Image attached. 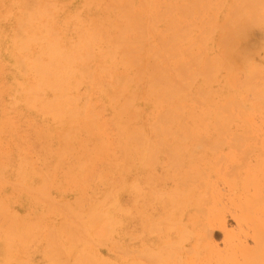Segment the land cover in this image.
Instances as JSON below:
<instances>
[{
    "label": "rangeland",
    "instance_id": "1",
    "mask_svg": "<svg viewBox=\"0 0 264 264\" xmlns=\"http://www.w3.org/2000/svg\"><path fill=\"white\" fill-rule=\"evenodd\" d=\"M237 1L198 0V4L193 7V14L187 18L189 25L185 22V25L191 29V38L198 43L193 50L194 56L199 55L200 57L203 53L202 57L219 58L220 31L217 28L233 13V7ZM240 1L244 4V0ZM256 1L258 0H255V4ZM178 3L183 6L187 0H178ZM219 3H221V7ZM59 4L61 7L56 8L54 23L56 29L59 30L62 42L68 44L76 39L73 29L75 13L80 12L81 18L85 19L93 12L90 10L95 7H90L86 0H59ZM258 7L264 13V8H261L260 5ZM254 10L256 11V9ZM66 17L71 18L69 24L64 21ZM262 18L264 20V14ZM165 22L156 24V29L163 30ZM14 24V17L0 23L3 28V39L0 40V172L2 173L0 207L8 211L9 215H17L16 217L25 220L26 223L35 225L39 234H37L38 242L30 243L22 250L20 261L27 264H49V260L44 254L47 249L44 238L51 226H60L65 216L63 212L66 214V222H68V212L63 208L62 203L64 205L67 202L68 211L73 209L74 213H80L83 210L87 212L95 205L96 200L103 197L109 182L114 184L116 181H124L130 183L129 186L134 183L140 184L142 188V194L139 195L140 203L139 205L134 204L135 194L130 190L132 187H128L126 192L122 190L121 192H125L121 193L122 195L119 193L117 204L119 208L116 211L120 220L112 234L94 244L93 254L97 257L92 258L95 260L91 261V264L99 263L100 260L108 264H134V262L151 264L150 261L154 259L159 264H233L234 261L243 264L240 252L233 250L240 249L238 247L240 244L246 248L254 249L255 242L249 228L239 226L238 218L243 215V210L249 207L253 210V219H257L260 217L258 215L262 206H264V22H259L257 28L252 25L251 29H246L245 32H248L240 45L243 47L239 48L240 53L237 52L239 58L243 56V59H239L240 62L236 61L235 68L239 71L234 79L228 80L227 69L223 64H218L213 82L204 86V78H194L192 79L194 82H186L187 87L181 93L184 100L182 106L183 124L187 127L205 128L202 135L208 140V143L211 142V145L217 143L215 151L209 150L206 146L207 143L203 148L200 145L197 146L198 143L194 140L192 144L186 145L189 152L193 154H188L192 158L188 157L183 166L169 168L164 155H159L157 164L149 172L141 171V169L128 170L130 144L124 130L126 128L136 129L141 126L150 129L158 112L162 109L161 106L152 97L140 96L139 98L138 96L133 103L134 115L119 118L110 100L105 95L103 96L96 86L97 83L90 78L82 80V86L78 85L72 95L80 100L78 101L79 107L84 105L89 107V114L94 126L90 130L80 131L76 136L74 150L66 153L60 162L56 160L55 153L58 145L53 136L54 123L50 117L41 114L40 109L36 107L33 109L26 105V100H24L23 92L27 88L25 86L27 76L32 75L33 81L37 79L33 73L25 76V71H22L18 66L13 55ZM213 27L212 32L214 33L211 32V35L206 34L207 31L205 33L204 30L209 29L210 31ZM151 39L157 40L155 37ZM200 39L204 41L200 43ZM105 49V44L102 42L96 46L98 54L103 53ZM240 49L244 52H241ZM237 53L236 57H238ZM112 66L115 73L119 74L123 71L117 60L113 62ZM195 68L202 70L204 62L198 63V68L194 65L193 70H196ZM200 88L206 91L205 98L199 96ZM41 94L46 98L53 95L48 89L42 90L40 97ZM233 97L236 99L235 101L232 100ZM230 100L237 104L240 103V105L235 104L236 106H234ZM226 104H229L230 107V111L226 109L228 113L221 110ZM135 111L137 112L135 113ZM228 116H231L230 119L233 116L234 118L230 120ZM227 119L230 120L229 123ZM218 131H220V135ZM237 140L240 146L235 143ZM194 155L195 157H193ZM20 166H25L30 172L24 180L19 176ZM234 168L236 169L234 170ZM231 170L233 171L231 172ZM179 173L188 174L189 177L185 183H180L183 185L182 189H186L187 186H194L198 189V192L193 193L191 197L195 198L197 195L196 199L199 200V205L191 210L180 206L178 216L172 215L168 219V227H173L167 228L164 224L159 226L160 228L156 231H154L155 229L151 231L153 223L160 222L159 217L163 216V209L159 208L157 200L145 199V194L151 191V188L143 186L142 181L148 177L156 183V189L159 188V185L167 186V192L163 193L166 194L169 191L171 193L175 190L172 187L175 183L174 180L180 181ZM243 187L248 189L253 200L244 197ZM29 189L32 192H28ZM156 189L151 193L159 192ZM33 190L37 193H33ZM42 190L44 193L40 197L37 194ZM200 201H202V205ZM70 206L71 209L68 208ZM217 211L224 212L225 226L220 228V225L217 224L211 238L208 234L207 240L198 242L197 233L202 229L201 220ZM144 215L150 218L152 224L148 225L144 221ZM226 233L237 236L230 247L225 242ZM186 236L189 240L186 239L185 242ZM179 237L185 243L182 244L180 252L182 253L181 262L175 263L174 259L166 260L167 256L163 255L161 258V255H157L158 250L154 249L157 245ZM102 242L105 243L102 244ZM195 243H197V251L192 248ZM146 248H149V252L144 253ZM184 249L192 251L188 254V251H183ZM137 252L142 254L137 256ZM155 255L158 257L157 260ZM144 258L148 260L146 261ZM155 262L153 261L152 264H156Z\"/></svg>",
    "mask_w": 264,
    "mask_h": 264
},
{
    "label": "bare ground",
    "instance_id": "2",
    "mask_svg": "<svg viewBox=\"0 0 264 264\" xmlns=\"http://www.w3.org/2000/svg\"><path fill=\"white\" fill-rule=\"evenodd\" d=\"M86 1L89 2L90 7H95L90 10L93 12H90L91 14L85 19L81 18L79 11V13H75L73 29L76 39L64 44L54 23L56 8L61 7L59 0H0V23L10 17L15 18L12 49L16 62L22 71H25V76L33 73L37 79L33 81L32 75L27 76L28 79L26 78L25 85L27 88L25 87L26 89L23 92L24 100H26V105L40 109L41 114L50 117L52 123H54L53 136L58 145L55 153L56 160L60 162L66 153L74 150L76 136L80 131L90 130L94 126L89 114V107L87 105L79 107L78 101L80 100L72 95L76 87L80 86L85 78H90L99 85L96 84L97 88L103 93V96L105 95L110 100L119 118L134 115L133 103L138 96L139 98L140 96L152 97L162 108L150 129L141 126L136 129L126 128L124 130L130 144L128 170L135 169L137 171L141 169V171L149 172L157 164L159 155H164L169 168H180L189 157L188 154L190 152L186 145L192 144L194 140L197 141V146L200 145L203 148L206 145L205 143H207L208 149L215 151L214 149L217 147L215 144L217 143H212V146L211 142L208 143V140L202 135V131L205 128L187 127L183 124L182 106L184 100L181 97V93L187 87L186 82H194L192 80L194 78H204V86L213 82L217 73L216 65L218 64H223L227 69L228 80L235 78L239 71L235 68L236 61L240 62L239 59L243 57L239 58L237 52H239L240 47H243L240 45H242V39L245 38L248 32H245L246 29H251L253 26L257 28L259 22H264L262 18L263 10L258 7L260 5L261 8H264V1H256V4L260 3L256 6L255 0H244V8V4L240 0H234V2L237 1V4L233 7V13L217 28L220 31L218 59L202 57L203 53L200 57L199 55L194 56L193 50L198 43L191 38V29L185 25V22L188 24L187 18L193 14V7L198 4V0H187V3L183 6L178 3V0ZM220 5L221 3H219ZM244 18L245 21H243ZM64 21L69 24L71 18L66 17ZM163 21H166L164 29L158 31L156 24ZM2 30L3 28L0 25V40L3 39ZM213 30L214 27L210 31L209 29L204 31L205 33L207 31L206 34L211 35ZM152 37L157 38V40L151 39ZM203 41L200 39L199 42L202 43ZM100 42L105 44L106 49L103 53L98 54L96 46ZM240 50L241 52L243 51L242 49ZM236 53L238 57H236ZM116 60L123 68V71L119 74L114 72L112 66ZM197 62L199 64L204 62L202 70L196 68V70H193L194 65L198 68ZM228 84L230 83L228 82ZM233 87L235 86L233 85ZM45 89L51 90L53 95L46 98L42 97L41 94L40 97V93ZM199 92H201L199 96L203 98L207 95L202 88L199 89ZM187 95L189 96L188 93ZM232 100L235 101L236 99L233 97ZM232 100L230 101L232 102ZM196 102L198 104V101ZM232 103L234 106L240 105V103ZM226 105V107L224 106L221 109L222 112L230 111L229 104ZM94 108L97 109L98 106ZM230 117L228 116L229 119ZM229 121L227 119L228 123ZM237 141L235 143L239 144V141ZM29 174L30 172L25 166H20L19 176L21 179L24 180ZM1 175L2 173L0 172V179L2 178ZM45 178L47 177L45 176ZM188 178V174L179 173L178 179L180 181L174 180L175 183L172 186L175 188L174 192L169 193V191L166 194L163 192H167V186L159 185V188L156 189V183L152 182L148 177L142 181L143 186L151 188V191L154 189L159 191L157 193L147 192L145 199L157 200V205L160 209H163V216L159 217L160 222L153 223L154 225L150 228L151 231L154 229L156 231V229L160 228L159 226L164 224L167 228L173 227H168L169 224L167 222L172 215L178 216V208L180 206L191 210L199 205V200L196 199L197 195L195 198L191 197L193 193L198 192L196 187L187 186L186 189H182L183 185L180 183H185ZM129 184L124 181H116L114 184L109 182L103 197L98 201L96 200L95 205L87 212L83 210L80 213H74L71 206L68 207L71 211H68L67 202L64 205L62 203L63 208L68 212V222H66V214L63 212L65 216L60 226H51L44 238L47 248L44 254L48 258L49 264H91V261L95 260L92 258L97 257L93 254L94 244L96 241L112 234L115 230L114 227L120 220L116 211L119 208L117 205L119 193H125L128 187H132L130 190L135 194L134 204L139 205L140 203L139 195L142 194L140 184L134 183L132 186H129ZM122 190H125V192H121ZM242 190V194H245L244 197L250 199L248 189L243 187ZM33 191V193H37L35 190ZM28 192L32 191L29 189ZM43 193L44 190L38 192L37 195L41 197ZM207 193L209 192L207 191ZM200 202L202 205V201ZM204 202L206 201L204 200ZM262 207L258 215L260 217L257 219H253V210L249 207L244 209L243 215L238 218L239 226L241 228L243 226L249 228L252 232V239L255 242L254 249L246 248L240 244L238 245L240 249L233 250L240 252L243 257V264H263L264 262V206ZM252 208L255 207L252 206ZM200 210L203 209L201 208ZM9 214L8 211L0 207V264H24L25 262L20 261L21 252L25 249V246L37 241L38 230L32 223L28 224L25 220L16 217L17 215L12 216ZM15 214L18 213L15 212ZM143 217L144 221L150 225L152 222L150 218L145 215ZM224 217V212L217 211L213 215L202 219V229L197 233L198 242L207 240L208 234L211 238V235L215 233L217 224L220 225V228L225 226ZM170 223L173 225L172 222ZM179 224L181 225V223ZM245 235H248V233H245ZM187 237L185 242L186 239L189 240ZM236 237L230 233L225 234V242L229 247L233 245ZM180 238L170 239L163 244L160 243L154 248L158 250V254H156L158 256L161 255V258L163 255L167 256L166 260L174 259L175 263L181 262L182 253L180 252L182 251V244L184 245L185 243ZM196 245L197 243L192 246L195 251H197ZM146 249H144V253L146 251L149 252V248ZM183 251H188V254H190L192 250L184 249ZM133 252L135 253V251ZM148 252L147 255H149ZM141 254L137 252V256ZM150 259L153 260L152 258ZM153 261L155 262V259ZM153 261H150V263L152 264ZM155 263L159 264L157 261ZM96 264L108 263L100 260ZM134 264L138 263L134 262ZM233 264L239 263L234 261Z\"/></svg>",
    "mask_w": 264,
    "mask_h": 264
}]
</instances>
